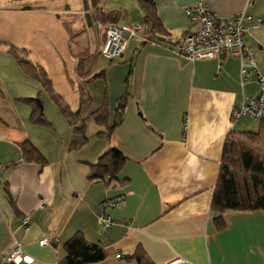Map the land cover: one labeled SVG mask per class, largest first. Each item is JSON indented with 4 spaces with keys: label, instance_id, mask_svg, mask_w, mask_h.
Instances as JSON below:
<instances>
[{
    "label": "crops",
    "instance_id": "crops-1",
    "mask_svg": "<svg viewBox=\"0 0 264 264\" xmlns=\"http://www.w3.org/2000/svg\"><path fill=\"white\" fill-rule=\"evenodd\" d=\"M115 2L99 0L98 6L118 12V24L147 26L141 23L145 9L139 0ZM153 2L161 24L158 39L128 40L118 61L99 55L87 77L77 74L76 57L85 50L100 53L104 40L103 31L93 43L83 45L94 27L88 22L89 0H11L6 7L0 5V264L15 243L34 259L33 264H59L66 255L63 244L76 233L104 249L105 259L93 264H138L130 258L137 247L153 264L175 259L191 264H264L262 211L225 212L221 230L211 212L224 141L230 131H251L240 123L253 121L243 117L233 123L231 112L244 97L257 96V80L252 76L241 84L238 58L222 54L189 62L176 47L188 28L186 7L202 3L220 19L244 13L253 19L244 22V42L263 70L264 25L252 24L264 21V0ZM36 11L69 23L73 38L63 28L62 50L69 60L50 74L40 58L26 55L27 59L47 73L52 90L66 97L72 111L79 107V89L90 98L87 115L105 107L108 122L114 125L109 136H102L105 127L91 120L85 127L86 140L63 116L64 122L48 121L40 101L41 84L20 68L9 51L30 49L35 37L30 17ZM20 13L27 14V22ZM48 31L44 51L56 53ZM102 71L103 76H94ZM57 83L69 89L57 90ZM29 98L39 100L51 127L30 121L32 109L24 101ZM25 143L35 147L44 163L23 157ZM111 148L125 157L116 180L89 179L90 165ZM116 195L123 196L121 204L107 210L116 224L99 235L100 203ZM41 240L47 245L41 246Z\"/></svg>",
    "mask_w": 264,
    "mask_h": 264
},
{
    "label": "trees",
    "instance_id": "trees-1",
    "mask_svg": "<svg viewBox=\"0 0 264 264\" xmlns=\"http://www.w3.org/2000/svg\"><path fill=\"white\" fill-rule=\"evenodd\" d=\"M87 1L85 0V2ZM89 2L91 12L88 14L90 19L88 22L90 24L106 25L118 22V12L102 10L98 6L99 0H89ZM139 2L145 9V16L141 23L150 28L151 37L148 41H155L158 39L157 32L161 28V24L155 14L154 2L153 0H139ZM63 25L72 40L73 32L69 23L64 22ZM9 51L20 68L52 94L59 112L75 134L86 140L85 127L89 120L105 127L102 136L111 134L114 125L109 124L108 112L105 107L87 115L90 98L82 89H79V107L72 111L63 97L53 92L45 71L32 64L27 59L24 50L18 51L11 47ZM99 55L100 53L90 55L86 50L77 55V74L81 77L89 76ZM94 76H103V71ZM24 101L31 106L30 121L33 124L51 127L40 110L38 99L29 98ZM258 122L256 131H230L224 141L218 178L211 199V212L217 215L214 218V223L218 230L225 227L222 219V214L225 212L262 211L264 213V119ZM21 148L26 160L44 163L40 153L31 144L25 143ZM124 163L125 157L117 149L111 148L99 157L96 163L90 165L89 179L114 181ZM63 248L66 255L59 264H93L103 261L106 257L105 251L100 245L87 241L81 233L74 234L63 244ZM130 258L138 264H153L140 247L135 249Z\"/></svg>",
    "mask_w": 264,
    "mask_h": 264
},
{
    "label": "built area",
    "instance_id": "built-area-1",
    "mask_svg": "<svg viewBox=\"0 0 264 264\" xmlns=\"http://www.w3.org/2000/svg\"><path fill=\"white\" fill-rule=\"evenodd\" d=\"M188 18V28L177 42L180 55L189 62L200 59H215L220 55H230L240 60L241 84L248 83L253 76L259 85V92L255 97H244L241 106L231 112L232 122L243 117L253 121L264 119V69L259 70L254 63L253 53L244 42L247 28L244 22L253 19L244 13H239L226 19L218 18L207 6L202 3L190 5L184 9ZM264 21L254 20L252 27H260ZM104 40L100 48V55L115 61L123 57L127 42L132 38L148 41L151 37L150 28L139 24L109 23L104 27ZM126 35V37H125ZM0 167V172H1ZM108 182V181H105ZM123 200L122 195L106 198L100 203L101 214L97 219L98 234L112 228L116 220L108 214L109 208L117 207ZM23 231L28 230V218L21 220ZM46 240H41V246L47 245ZM119 258V255L116 256ZM34 259L27 255L20 244L15 243L8 249L1 264H33ZM165 264H191L183 259H175Z\"/></svg>",
    "mask_w": 264,
    "mask_h": 264
},
{
    "label": "rangeland",
    "instance_id": "rangeland-1",
    "mask_svg": "<svg viewBox=\"0 0 264 264\" xmlns=\"http://www.w3.org/2000/svg\"><path fill=\"white\" fill-rule=\"evenodd\" d=\"M11 2V0H9ZM8 0H2L0 1V5L3 4L4 7H6L9 4ZM28 1V0H27ZM102 4H108L109 2H113L114 4H116V0H109V1H105V0H101ZM120 1H125V0H120ZM17 16V14H16ZM20 17H23V21L27 22L28 17L27 14H19ZM10 17H14L10 16ZM52 17V18H51ZM30 20L32 22V24L35 26V37L31 43V46H29L30 49H26L27 53L26 55L29 57L34 56V59H38L40 58V62L42 63V65L47 68L48 73L52 74V73H56L59 71V68L61 66H65V63L67 61L68 63V56L66 53H64L62 50L65 48V44H66V33L64 31L65 26L63 25V23L65 22L64 20L61 19H57L56 16L52 15L50 16V14L48 13H41L39 11H36L34 13V15H31ZM50 21H52V23H50ZM84 22H87L84 20ZM107 25V24H106ZM104 25V27L106 26ZM95 27V29L91 28L90 29V35H89V40H86V42L83 41V45H87V43H89V41L91 43H93L94 37H96L97 34H99L98 36L100 37V35L102 34L104 28L101 27L100 29L98 28L97 24L93 25ZM26 28V27H25ZM64 28V29H63ZM49 29H51V35H52V43L55 46V51L56 53H51L49 54V52H45L44 51V39L48 37L49 34ZM96 31V32H95ZM22 38V35H21ZM102 60V59H101ZM118 61V60H115ZM47 74V73H46ZM47 77L49 78V76L47 75ZM50 82L51 79L49 78ZM59 83H62L59 81ZM57 83V87L56 89L58 90L61 87H65L66 86V90L69 89V87L67 85L64 84H59ZM51 87L54 88L52 82H51ZM104 86H102V83L100 84V91H103ZM60 90V89H59ZM41 91V106L43 108V112L45 113V115L49 116L50 119H48V121H52L55 118L61 119L63 122V118L61 113L58 110V107L52 97V94L44 89L43 87L40 88ZM53 92L55 94L56 93L54 90ZM70 94V93H69ZM60 95V94H59ZM76 94H74L75 97ZM62 96V95H60ZM64 101L67 102L66 97L62 96ZM67 98H69L71 100L72 95L70 94ZM120 104L117 103L116 107H118ZM72 110V109H71ZM52 118V119H51ZM57 122V121H56ZM244 125V126H243ZM240 126L242 129L244 130H251V131H255L258 127V121H245L244 124L240 123Z\"/></svg>",
    "mask_w": 264,
    "mask_h": 264
},
{
    "label": "water",
    "instance_id": "water-1",
    "mask_svg": "<svg viewBox=\"0 0 264 264\" xmlns=\"http://www.w3.org/2000/svg\"><path fill=\"white\" fill-rule=\"evenodd\" d=\"M40 109H41V106H40Z\"/></svg>",
    "mask_w": 264,
    "mask_h": 264
}]
</instances>
